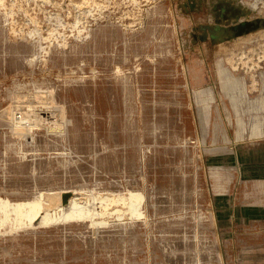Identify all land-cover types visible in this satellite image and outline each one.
Here are the masks:
<instances>
[{
  "label": "rangeland",
  "instance_id": "obj_1",
  "mask_svg": "<svg viewBox=\"0 0 264 264\" xmlns=\"http://www.w3.org/2000/svg\"><path fill=\"white\" fill-rule=\"evenodd\" d=\"M214 1L0 0V264H264V29L192 44Z\"/></svg>",
  "mask_w": 264,
  "mask_h": 264
},
{
  "label": "water",
  "instance_id": "obj_2",
  "mask_svg": "<svg viewBox=\"0 0 264 264\" xmlns=\"http://www.w3.org/2000/svg\"><path fill=\"white\" fill-rule=\"evenodd\" d=\"M190 11L200 9L203 0H190ZM257 2L244 5L239 0H215L209 4L211 21L192 29V44L207 42L221 44L264 29V18H253Z\"/></svg>",
  "mask_w": 264,
  "mask_h": 264
},
{
  "label": "bare ground",
  "instance_id": "obj_3",
  "mask_svg": "<svg viewBox=\"0 0 264 264\" xmlns=\"http://www.w3.org/2000/svg\"><path fill=\"white\" fill-rule=\"evenodd\" d=\"M32 105V104H31ZM28 107V106H27ZM29 112V111H28ZM20 113V112H19ZM43 113V112H42ZM16 115H18V114H16ZM20 115V114H19ZM44 115H46V114H44ZM53 115V114H52ZM21 116V115H20ZM17 118H19L18 119V122H16L14 125H15V128L20 132L21 130H23L24 129V127L26 126V125H28V124H26V118H21V117H17ZM44 118V117H43ZM15 120H16V117H15ZM27 120H29V119H27ZM45 122V121H44ZM52 123H53V121H52ZM52 123H50V124H52ZM43 124H46V123H43ZM55 124V123H54ZM53 124V125H54ZM48 126V125H47ZM36 127V126H35ZM53 127H55V126H53ZM28 128V127H27ZM30 128V127H29ZM38 128V127H37ZM56 130V129H55ZM53 131V130H52ZM54 132V131H53ZM53 132H50V133H53ZM139 199V197L138 196H135V195H130V197L128 198V202L126 203L127 204V206H128V210L132 213V214H134L135 212H136V209H137V200ZM40 202H43V201H40ZM72 202V201H71ZM49 203V202H48ZM46 205H47V203H46ZM50 205V204H49ZM6 206V205H5ZM43 206V205H42ZM60 206V205H59ZM69 208H68V210L67 211H65V213H62L63 214V216L65 217V218H75V217H81V216H83V214H84V210H83V208L81 207V206H79V205H77L76 203H71V204H69ZM22 207L23 206H16L15 208H14V212H16V215L19 217V218H21V219H25V220H28L29 222L31 221L32 222V220L33 219H35L40 213L41 214H43L42 215V217H41V219H42V221L44 220H49V219H52L51 218V214H49L48 213V211H44V212H41V203H38V202H36V203H33V204H30V205H28V206H26V208H24V209H22ZM50 207V206H49ZM59 208V207H58ZM62 208V207H61ZM4 209H5V207H4ZM67 209V208H66ZM48 210V209H47ZM49 210H52V209H49ZM59 210H64V209H59ZM53 212V211H52ZM55 212H57V209H56V211ZM59 212V211H58ZM60 213V212H59ZM59 213H58V215H59ZM54 214V213H53ZM52 214V215H53ZM57 214V213H56ZM62 214H60V216L62 215ZM90 214H92V213H90ZM93 215V214H92ZM40 216V215H39ZM54 216V215H53ZM52 216V217H53ZM59 216V217H60ZM89 216V215H88ZM58 216H56V218H57ZM58 217V218H59ZM92 217V216H91ZM90 217V218H91ZM38 218V217H37ZM57 218V219H58ZM82 218V217H81ZM53 219H55V217L53 218ZM63 219V218H62ZM20 222V221H19ZM40 222H41V220H40ZM56 223H57V221H56ZM32 224V223H31ZM25 225V224H24Z\"/></svg>",
  "mask_w": 264,
  "mask_h": 264
}]
</instances>
